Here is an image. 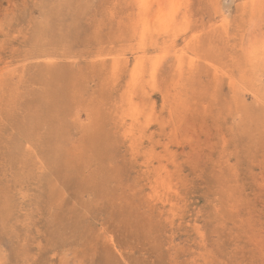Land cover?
<instances>
[{
	"label": "rangeland",
	"instance_id": "rangeland-1",
	"mask_svg": "<svg viewBox=\"0 0 264 264\" xmlns=\"http://www.w3.org/2000/svg\"><path fill=\"white\" fill-rule=\"evenodd\" d=\"M0 264H264V0H0Z\"/></svg>",
	"mask_w": 264,
	"mask_h": 264
},
{
	"label": "bare ground",
	"instance_id": "bare-ground-1",
	"mask_svg": "<svg viewBox=\"0 0 264 264\" xmlns=\"http://www.w3.org/2000/svg\"><path fill=\"white\" fill-rule=\"evenodd\" d=\"M144 2H146V1H144ZM157 3H158V2H157ZM172 3H173V2H172ZM144 4H145V3H144ZM170 4H171V3H170ZM146 5H147V4H146ZM143 6H144V5H143ZM165 6H166V5H165ZM144 7H146V6H144ZM168 7H169V6H168ZM175 7H176V6H175ZM170 8H171V7H170ZM144 10H145V9H144ZM175 10H176V8H175ZM157 11H158V10H157ZM170 11H171V10H170ZM162 12H163V11H162ZM164 13H165V12H164ZM168 16H169V15H168ZM163 17H164V16H163ZM163 17H162V18H163ZM172 17H173V16H172ZM164 21H165V20H164ZM159 28H160V27H159ZM164 31H165V30H164ZM164 31H163V32H164ZM163 54H164V53H162V55H163ZM164 55H165V54H164ZM163 57H164V56H163Z\"/></svg>",
	"mask_w": 264,
	"mask_h": 264
}]
</instances>
